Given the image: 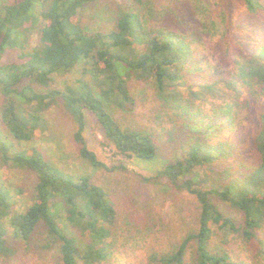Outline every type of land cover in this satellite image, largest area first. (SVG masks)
<instances>
[{"label": "trees", "instance_id": "obj_1", "mask_svg": "<svg viewBox=\"0 0 264 264\" xmlns=\"http://www.w3.org/2000/svg\"><path fill=\"white\" fill-rule=\"evenodd\" d=\"M88 1L0 3V167L18 168L35 177L33 200L20 212L14 211L16 201L0 179V254L15 253L7 245L6 221L23 245L56 247L57 264H101L112 256L115 209L105 190L86 176L75 177L53 165L31 143L45 127L43 113L60 105L73 124L78 155L90 166L108 168L85 140L86 111L93 113L116 153L153 158L152 135L123 129L107 110L109 103L120 108L130 105L129 84L138 80L154 88L172 110L174 126L166 136L179 155L145 180L166 178L200 205L197 229L173 251L151 253L148 264H189L185 255L190 241L194 242L191 264H263L264 239L257 230L264 225V61L255 66L258 59L250 55L246 64L235 63L231 70L200 72L194 69L192 50L179 31L152 26L136 6L122 8L114 28L107 31L82 26L78 12ZM240 1L250 14L264 11L262 0ZM38 25L37 45L25 51ZM234 42L245 52L237 38ZM15 48L21 50L19 57L4 61ZM78 67L73 84L51 86L54 75ZM252 76H257L259 89L246 93ZM244 108L247 113L242 116ZM243 118L250 122L247 131H242ZM249 148L252 154L247 157ZM206 166L209 174L203 170ZM115 167L120 165L111 168ZM198 169L204 175L200 180ZM211 196L239 212L240 222L224 214ZM215 228L241 234L251 261L212 250ZM75 231L85 242H79Z\"/></svg>", "mask_w": 264, "mask_h": 264}, {"label": "rangeland", "instance_id": "obj_2", "mask_svg": "<svg viewBox=\"0 0 264 264\" xmlns=\"http://www.w3.org/2000/svg\"><path fill=\"white\" fill-rule=\"evenodd\" d=\"M3 1L6 0H0V3ZM262 3L264 5V0ZM127 6L141 9L152 26L166 25L178 30L190 45L194 69L200 72L210 74L215 68L231 70L235 63L246 64L250 55L258 59L253 62L255 66L264 61V11L258 15L250 14L240 0H141V3L133 0H89L78 12L79 23L91 30L107 31L114 28L118 12ZM39 27L30 33L25 51L37 45ZM236 38L245 46V52L234 42ZM20 52L19 48L9 50L3 60L17 59ZM79 69L54 75L51 86L60 88L66 83L73 84ZM256 82L257 76L248 79L246 93L259 89ZM129 90L132 96L130 105L120 108L109 103L107 110L123 129L152 135L156 146L153 158H127L116 153L104 138L93 113L86 111L85 140L108 168L90 166L78 155L72 138L73 124L60 105L43 113L45 127L37 131L31 143L53 165L75 177L86 176L101 186L112 202L115 209V218L110 226L113 252L101 264H148L151 253L176 249L189 233L197 229L199 220L200 205L192 194L175 189L166 178L154 182L145 180L165 162L179 157L176 146L166 136V131L174 126V114L150 85L132 80ZM1 104L0 95V107ZM249 112L254 114L253 107ZM246 113L244 108L242 116ZM240 123L242 131H247L250 125L248 118H243ZM250 152V148L249 151L246 149L247 157L252 154ZM118 165L120 167L111 168ZM203 170L209 174V166ZM202 173L201 169L197 170L198 180L204 177ZM0 179L16 201L14 211L20 212L31 204L34 175L3 166L0 167ZM211 198L224 214L240 222L239 212L215 197ZM5 228L7 245L15 253L11 256L0 254V264H57L56 247L44 250L37 243L23 245L14 238L12 227L6 221ZM74 233L79 242H85L86 238L79 237L76 231ZM257 236L264 239V225L257 230ZM243 243L241 234L215 228L211 248L250 262ZM193 248L194 242L190 241L185 255L189 264Z\"/></svg>", "mask_w": 264, "mask_h": 264}]
</instances>
